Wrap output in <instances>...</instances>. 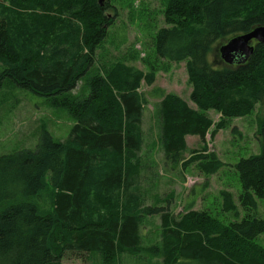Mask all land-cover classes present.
<instances>
[{"label": "trees", "instance_id": "16d2710c", "mask_svg": "<svg viewBox=\"0 0 264 264\" xmlns=\"http://www.w3.org/2000/svg\"><path fill=\"white\" fill-rule=\"evenodd\" d=\"M7 1V9L0 3V89L11 82L53 108L66 107L58 97L71 92L93 66L96 48L112 23L107 0L102 5L97 0ZM164 16L169 27L157 32L155 53L167 62H186L197 107L191 109L176 96L160 103L161 145L167 159L178 164L186 136L205 143L213 126L208 111L221 115L213 137L227 120L264 106V44L255 43L242 64L227 65L219 54L222 40L264 26V0H167ZM141 81L151 85L153 73L116 70V94L107 95L105 81L97 78L87 98L67 106L76 119L67 142L42 131L33 150L0 156V264H59L67 250L134 254L141 218L159 214L162 242L152 252L163 264H264V249L256 243L264 221L249 215L238 220V207L255 210L257 200H264V115L259 153L234 165L239 206L231 193H220L221 212L234 221L223 224L205 212L175 219L163 208L140 210L136 194H130L124 213L92 219L94 203L114 192L128 194L135 186L132 162L142 143L143 103L136 92ZM194 157L181 166L196 162L206 177L224 167L206 149ZM43 192L49 196L46 209L38 201Z\"/></svg>", "mask_w": 264, "mask_h": 264}, {"label": "rangeland", "instance_id": "374dc122", "mask_svg": "<svg viewBox=\"0 0 264 264\" xmlns=\"http://www.w3.org/2000/svg\"><path fill=\"white\" fill-rule=\"evenodd\" d=\"M101 1L104 3L105 0ZM166 2L167 0H107L111 10L107 13L112 17V23L104 40L96 48L93 66L79 79L71 92L65 97H58L57 101L65 102L66 107L53 108L45 98L11 82H5L0 89L1 156L33 150L42 131L49 132L58 142H67L76 123L75 116L67 106L73 108L87 98L91 92V83L97 78L105 81L103 94L115 95L116 79L112 83V78L116 77V70L121 72L126 68L136 69L144 74L153 73V83L147 85L141 81L136 90L143 103V113L140 126L141 148L132 162L135 186L128 194L114 192L105 196L100 203H94L91 210L94 221L103 220L111 213L114 216L116 212L119 215L124 213L128 200H132L130 194H136L140 210L149 207L163 208V214L175 219L189 212H205L223 224H228L234 221V217L221 212L220 193H231L239 206L237 199L241 186L234 165L240 159L259 153V122L264 115V106L256 105L250 115L227 120L224 129L217 131L213 137L211 132L219 123L221 115L208 111L207 116L212 120L213 126L206 135L205 143L197 136H186V149L180 154V163L173 164L165 156L161 145L162 118L159 108L163 98L176 96L191 109L197 110L191 101L193 87L188 79L186 62H167L159 58L154 50L157 32L169 27L164 16ZM0 3L3 8L10 7L7 0H0ZM221 43L226 44V40ZM1 68L0 64V70ZM109 113L112 118L115 116L113 109ZM204 149L206 154H216L224 164L211 177L200 172L196 162L186 168L181 166V163L195 158L194 154ZM47 190H50L49 186ZM48 197L43 192L38 199L45 209L49 206ZM117 203L118 208L115 206ZM248 215L264 221V200H257L255 210L238 207V220ZM163 223L161 214L143 215L139 225V247L134 254L115 251L106 256L102 248L94 252L67 250L59 264H163L162 259L152 252L153 247H161ZM256 243L264 249V233L258 236Z\"/></svg>", "mask_w": 264, "mask_h": 264}, {"label": "water", "instance_id": "95a60500", "mask_svg": "<svg viewBox=\"0 0 264 264\" xmlns=\"http://www.w3.org/2000/svg\"><path fill=\"white\" fill-rule=\"evenodd\" d=\"M103 4L101 0L98 1ZM110 16V14H108ZM252 42L264 44V26L257 27L252 31L238 35L230 39L219 48L220 58L227 65L245 63L254 52Z\"/></svg>", "mask_w": 264, "mask_h": 264}, {"label": "flooded vegetation", "instance_id": "af4514ba", "mask_svg": "<svg viewBox=\"0 0 264 264\" xmlns=\"http://www.w3.org/2000/svg\"><path fill=\"white\" fill-rule=\"evenodd\" d=\"M256 42H252V45H254Z\"/></svg>", "mask_w": 264, "mask_h": 264}]
</instances>
